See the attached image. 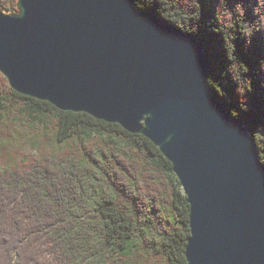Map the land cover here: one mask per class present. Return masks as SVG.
Masks as SVG:
<instances>
[{
  "label": "trees",
  "instance_id": "16d2710c",
  "mask_svg": "<svg viewBox=\"0 0 264 264\" xmlns=\"http://www.w3.org/2000/svg\"><path fill=\"white\" fill-rule=\"evenodd\" d=\"M134 1L198 40L209 88L264 164V0ZM189 235L181 184L148 139L0 74V264H187Z\"/></svg>",
  "mask_w": 264,
  "mask_h": 264
},
{
  "label": "water",
  "instance_id": "95a60500",
  "mask_svg": "<svg viewBox=\"0 0 264 264\" xmlns=\"http://www.w3.org/2000/svg\"><path fill=\"white\" fill-rule=\"evenodd\" d=\"M194 35L134 0L0 8V74L16 93L148 139L189 205L187 264H264V164L207 83Z\"/></svg>",
  "mask_w": 264,
  "mask_h": 264
}]
</instances>
